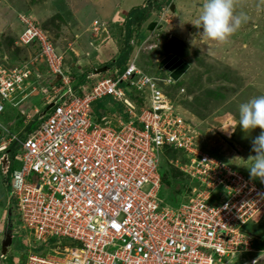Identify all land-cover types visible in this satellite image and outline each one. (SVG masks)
<instances>
[{
    "label": "built area",
    "instance_id": "built-area-1",
    "mask_svg": "<svg viewBox=\"0 0 264 264\" xmlns=\"http://www.w3.org/2000/svg\"><path fill=\"white\" fill-rule=\"evenodd\" d=\"M18 21L15 44L37 52L11 67L4 65L7 57L0 59V115L4 101L24 89L36 61L48 62L57 83L51 93L42 89L48 94L43 109L54 104L35 127L0 142V152L18 145L16 168L6 153L0 156L8 198L22 228L40 242L51 236L71 241L57 240L47 250L38 245L26 264H231L253 250L248 226L264 209V187L200 153L186 134L190 125L133 61L122 70L94 71L73 88L45 29L28 11ZM122 83L134 86L135 95ZM107 96L123 106L126 118L95 114V102ZM0 129L7 131L1 121ZM166 148L185 154L174 161L186 162L174 166L195 181L176 204L160 195Z\"/></svg>",
    "mask_w": 264,
    "mask_h": 264
},
{
    "label": "rangeland",
    "instance_id": "rangeland-1",
    "mask_svg": "<svg viewBox=\"0 0 264 264\" xmlns=\"http://www.w3.org/2000/svg\"><path fill=\"white\" fill-rule=\"evenodd\" d=\"M93 1L91 4L84 0H0V59L2 56L8 58L4 65L14 66L21 59L37 52L35 46L15 44L21 29L18 14L26 10L31 12L37 25L45 29L50 41L56 44L57 52L62 54L64 68L71 72L72 63L77 61L75 55L91 61L94 55L92 52L87 55L91 43H100L106 33L114 37L113 40L118 38L119 45L125 19L120 9L125 10L129 4H133L131 8H148L145 11L138 9L147 16L146 20H142V26L135 24L131 27L136 29L135 35L138 38L133 40L134 43H131V37L129 39L132 46L129 60L134 61L142 74L151 77L168 96L175 111L180 112L183 120L190 125L186 134L191 141H195V147L200 153L251 179L262 190L264 185L259 179L251 178L248 170L251 166L250 156L254 155L251 152V140L259 134L260 129L242 131L238 125V109L241 103L264 95V0H234L235 14H243L247 19L224 42L202 39L194 26L203 0H172L176 5L175 13L167 9L171 0H156L162 1L161 6H165V9L160 8L158 11L154 10L157 8L155 0ZM142 2L144 6H141ZM66 4L72 13L69 20L65 14L67 10L64 11ZM119 4L123 5L118 9ZM152 21L161 24L148 29ZM79 24L90 25H86L81 36L73 34L72 30V27L77 28ZM88 44L90 47L85 49ZM174 56L189 65L177 79H173L163 66ZM81 61L77 62H86L84 59ZM31 67V75L23 81L25 87L21 93H14L10 102L4 101L0 121L7 131L0 129V142H9L15 133L21 135L35 115L41 112L42 103L48 98L47 92H42V89L51 93L50 85L55 84L54 81L57 83L45 59L36 61ZM86 69H89L88 66ZM70 76L73 77V74ZM133 87L126 85V92L135 95ZM22 95L26 96L21 99ZM97 103L100 110L117 112L126 118L123 106L110 97L99 99ZM174 152L168 154V159H173V164H170L178 166L186 162L174 161L177 157L185 159L183 152ZM3 153L6 152H0V156ZM19 163L12 159L11 168H16ZM3 165L0 164V264H26L28 252H36L38 245L45 246L39 250H47L46 247L53 246L57 240L66 245L71 244L69 238L55 236L42 243L33 231L22 228L14 201L8 198ZM166 194L162 187L161 197L172 203ZM182 199L179 198L177 202ZM256 215L248 226L253 250L235 255L230 260L231 264H253L251 261L254 259H257L255 264L263 262L264 209ZM8 233L10 241L4 244Z\"/></svg>",
    "mask_w": 264,
    "mask_h": 264
},
{
    "label": "clouds",
    "instance_id": "clouds-1",
    "mask_svg": "<svg viewBox=\"0 0 264 264\" xmlns=\"http://www.w3.org/2000/svg\"><path fill=\"white\" fill-rule=\"evenodd\" d=\"M171 2L173 1L171 0L167 4L168 5L167 9L169 11H170L169 7ZM234 7H235L234 0H203L199 15L194 22V26L199 30V34L201 38L209 41L224 42L235 32H237L238 29L241 27L242 23L246 21L247 17L244 16L243 14L241 15L235 14ZM161 8L165 9V6L164 7L161 6ZM154 10L158 11V9H154ZM27 11L28 10H26V12ZM175 11H176V7L174 12L172 11L170 12L175 13ZM28 13L31 12L28 11ZM151 23H154L153 27L155 25L159 26L160 24V23L157 24L155 21H152ZM148 29H149V25H148ZM130 40L131 43H134L133 38ZM52 44L55 47L53 42ZM128 62H131L129 58L127 63ZM106 63L107 62H105V64H101L98 67L93 68L92 72L96 71L99 67L103 65H107ZM127 63L125 64V66L127 65ZM134 64L137 66L135 62ZM109 68L112 67L107 65V69ZM104 71L105 70H103V72ZM124 84L127 85V83ZM41 110L43 111V107ZM238 113H239L238 125L242 131H249V130L252 131L257 128L260 129L259 134L256 135L251 140V152L254 153V155L250 156L251 166L248 168V170H249V176L251 178L259 179L261 184L264 185V95H259L257 97L249 99L246 102L241 103L238 109ZM192 185L189 186L188 191L190 190ZM253 264H255V261H253Z\"/></svg>",
    "mask_w": 264,
    "mask_h": 264
},
{
    "label": "trees",
    "instance_id": "trees-1",
    "mask_svg": "<svg viewBox=\"0 0 264 264\" xmlns=\"http://www.w3.org/2000/svg\"><path fill=\"white\" fill-rule=\"evenodd\" d=\"M154 1V0H153ZM155 5L157 3V8L159 9L161 8V2H156V0L154 1ZM154 2L152 4H154ZM152 6V5H150ZM140 10H147L148 8L144 9H140V8H131L124 19V24H123V35L121 38V46L119 47V52L117 54V56L111 60L108 61L106 64L109 65L110 67H116L118 70H122L125 66V64L128 61L129 55L132 51V46L129 43V38L131 37V33L134 31L133 29H131V27L133 25H137V24H141L142 20H146L147 16L145 17L143 13H140ZM138 11V12H137ZM147 13V11H146ZM144 17V18H143ZM85 68V67H84ZM92 69L93 68H89V69H82V71L78 72L75 69L71 72L73 74V82H72V87L73 88H77L80 84H82L83 82H85L88 79V75L90 73H92ZM78 70V69H77ZM122 86H126V84L122 83ZM100 110V109H99ZM42 112V110H41ZM38 113L37 115H35L34 119L31 120L28 124V126L25 128V130L21 133V137L27 135L36 125L37 123V119L39 117V115L41 114ZM108 112L107 110L103 111L100 114L106 113ZM18 145L16 142H11L7 148L5 149V152L7 153V158L8 160L11 162L15 150L17 149ZM169 148H166L164 155L162 156L161 159V164H160V175H161V180L163 183V190H166L167 194H166V198L171 201L173 204L177 203V200L179 198L183 197V194L188 190L189 186H191L192 184H195V181L190 180L189 178H187L184 173L182 171H180L177 167L173 166L172 164H170V162L168 161V154L172 155L171 152H174L172 149L168 150ZM176 152H174L175 154ZM7 185V183H6ZM182 187H187V189H182ZM8 190H9V186H7ZM179 190V191H178ZM45 247V246H44Z\"/></svg>",
    "mask_w": 264,
    "mask_h": 264
},
{
    "label": "crops",
    "instance_id": "crops-1",
    "mask_svg": "<svg viewBox=\"0 0 264 264\" xmlns=\"http://www.w3.org/2000/svg\"><path fill=\"white\" fill-rule=\"evenodd\" d=\"M84 1H86V2H88V3H91V4H93V0H84ZM99 2H100V0H99ZM144 2H142V4H141V6H144V4H143ZM123 5V4H122ZM121 4H119V6H117V8L119 9L120 8V6H122ZM133 4H129V5H126L125 6V10H122V9H120V13H124V16H126V12H128V10H130L131 9V6H132ZM136 6V5H135ZM134 7V6H133ZM65 10H67V13H65L67 16V20H69L70 19V17H72V13H71V11H70V9H69V7H68V5L66 4L65 5V9H64V11ZM62 13V12H61ZM65 18V17H64ZM116 20V19H115ZM114 21V20H113ZM161 24V23H160ZM86 25H89V24H86ZM86 25H83V24H79L78 25V27L77 28H74V27H72V30H73V34H78L79 36H81V35H83L82 34V32L84 31V30H86V28H87V26ZM81 26V27H80ZM90 26V25H89ZM139 26L141 27L142 26V24H139ZM89 30V29H88ZM90 30H94V29H90ZM124 31V30H123ZM135 31H136V29L131 33L132 35H131V38H133V39H136L137 40V38H138V35L136 34L135 35ZM123 34V33H122ZM112 38H114V37H112ZM111 38V36L109 35V34H107L106 33V35H105V37L102 39V41L99 43V42H95V41H93V39L92 40H90L89 41V44L91 43V41H93V43H91V46L92 47H90L89 46V44L86 46V47H84L85 49L86 48H89V52H88V54L87 55H89L91 52H92V54L94 55V58L91 60V61H87L88 59H85V58H83L84 59V61L86 60V62H84V63H78L77 61L78 60H82L81 62H83V59L82 58H80L79 57V55H75V57L77 58V61L76 62H73L72 63V65H71V67H72V70H76V71H82V68L85 66V68L88 66V68H95V67H98V66H100L101 64H105V62H108V61H111V60H113L116 56H117V54H118V52H119V47L121 46V43H122V41H121V38H120V40H119V45H118V38H115V40H113ZM116 42H117V45H116ZM55 44V43H54ZM55 46H56V44H55ZM82 49V48H81ZM56 50H57V47H56ZM102 50H104L103 52H102ZM90 58V57H89ZM78 64H81V65H78ZM64 66V65H63ZM70 67V66H69ZM78 69V70H77ZM84 69V68H83ZM72 72V71H71ZM33 77H34V75H33ZM103 99V98H102ZM98 101V100H97ZM97 101L95 102V110H96V114H100V113H102L103 111H105V109L103 110H99L100 108H99V104L97 103ZM43 105H44V103H42ZM43 107V106H42ZM99 111V112H98ZM108 111V110H107ZM21 130V129H20ZM20 130H18V132L20 131Z\"/></svg>",
    "mask_w": 264,
    "mask_h": 264
},
{
    "label": "water",
    "instance_id": "water-1",
    "mask_svg": "<svg viewBox=\"0 0 264 264\" xmlns=\"http://www.w3.org/2000/svg\"><path fill=\"white\" fill-rule=\"evenodd\" d=\"M170 11L174 12L175 10V4L173 2L170 3L169 7ZM154 23H150L149 28L151 29ZM188 63L183 61L181 58H178L177 56L172 57L168 62L165 63L164 67L168 69L169 75L173 79H177L183 72H185L188 68ZM107 69V65H103L99 67L96 71L100 72ZM54 104L53 101L48 103L46 107L41 112L42 116H44L46 113L50 111L51 106ZM3 160H6V155H4ZM10 234H7V237L4 240V244L8 243L10 241Z\"/></svg>",
    "mask_w": 264,
    "mask_h": 264
},
{
    "label": "bare ground",
    "instance_id": "bare-ground-1",
    "mask_svg": "<svg viewBox=\"0 0 264 264\" xmlns=\"http://www.w3.org/2000/svg\"><path fill=\"white\" fill-rule=\"evenodd\" d=\"M231 260V259H230Z\"/></svg>",
    "mask_w": 264,
    "mask_h": 264
}]
</instances>
